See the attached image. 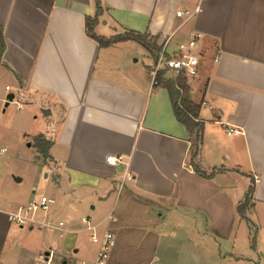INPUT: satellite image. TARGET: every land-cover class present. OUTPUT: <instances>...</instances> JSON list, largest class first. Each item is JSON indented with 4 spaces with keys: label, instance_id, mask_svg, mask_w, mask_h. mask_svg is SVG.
Returning a JSON list of instances; mask_svg holds the SVG:
<instances>
[{
    "label": "crops",
    "instance_id": "1",
    "mask_svg": "<svg viewBox=\"0 0 264 264\" xmlns=\"http://www.w3.org/2000/svg\"><path fill=\"white\" fill-rule=\"evenodd\" d=\"M96 2L0 0V140L52 141L40 167L51 216L64 222L19 225L12 214L36 190L14 199L0 184V264H36L42 253L52 264H95L92 234L108 230V264H264V0H99L101 36L149 32L174 50L204 34L188 83L205 121L198 163L216 169L211 177L191 165L187 128L168 89L154 85L157 54L135 40L101 46L87 33ZM111 154L124 164L109 163ZM251 186L254 230L238 211Z\"/></svg>",
    "mask_w": 264,
    "mask_h": 264
},
{
    "label": "built area",
    "instance_id": "2",
    "mask_svg": "<svg viewBox=\"0 0 264 264\" xmlns=\"http://www.w3.org/2000/svg\"><path fill=\"white\" fill-rule=\"evenodd\" d=\"M197 10L198 7L193 11L181 9L177 12V15H185L190 18L195 15ZM203 36L204 34L201 31L195 30L192 32L190 38L178 43L174 50H170L168 40L165 41L161 46L152 73L156 75L158 71L164 70L167 73L173 72L175 77L180 74L187 78L196 77L199 74L201 63V53L198 50V44ZM217 60L218 57H216ZM7 89L10 90L9 85ZM237 131L239 130L235 126H230L227 129L228 134ZM107 161L114 166L124 164L122 156L113 154L107 156ZM259 180V177L255 176V181L258 182ZM54 202L55 200L46 194L33 197L27 204L20 205L12 214V218L21 226L34 225L40 230L48 228L61 229L64 222H55L51 216L50 208ZM37 215H41V218H38ZM84 221L88 224L91 222L88 218L84 219ZM92 240L99 244L95 264H108L110 252L116 243L114 232L108 230L103 235H98L94 232L92 234ZM36 264H52L51 254L42 253L37 258Z\"/></svg>",
    "mask_w": 264,
    "mask_h": 264
},
{
    "label": "trees",
    "instance_id": "3",
    "mask_svg": "<svg viewBox=\"0 0 264 264\" xmlns=\"http://www.w3.org/2000/svg\"><path fill=\"white\" fill-rule=\"evenodd\" d=\"M96 13L93 17L88 16L86 19V30L87 33L96 39L101 46H108L112 43L124 40H135L145 48L157 56L161 50V46L157 43V36L151 35L149 32H137L133 30H126L122 33L116 34L114 36L106 37L98 35L95 32V26L98 23L99 16L102 14V7L97 0L96 2ZM6 48V42L3 35V27L0 25V64L3 62V53ZM168 73L164 70H160L155 75L154 85H163L166 87L170 93L173 109L177 120L182 123L189 133L192 140V156L191 165L195 170L204 176L211 177L214 171L210 174L206 173L201 169L198 159L201 153V145L203 140V131L205 128V121L200 117V111L202 107L201 102H195L190 98V85L188 83V78L184 75H178L176 77H170ZM52 145V141L48 139L44 134H39L34 138V146L37 148L38 152L43 156L45 160L49 158V149ZM253 192V187L251 186L248 190L247 197L245 201L238 205V211L242 218L246 219L250 224L251 228L254 230V225L252 221L247 216V207L250 201V195ZM255 232L253 235L252 246H255Z\"/></svg>",
    "mask_w": 264,
    "mask_h": 264
},
{
    "label": "rangeland",
    "instance_id": "4",
    "mask_svg": "<svg viewBox=\"0 0 264 264\" xmlns=\"http://www.w3.org/2000/svg\"><path fill=\"white\" fill-rule=\"evenodd\" d=\"M29 142L24 143L18 137L13 138V142L0 140V146L7 144L6 151L0 154V184L14 199L26 195L23 193H31L32 187L36 196L49 193L51 179L46 177L49 170L40 167V154L34 145L27 146ZM17 178L21 180L17 181ZM52 207L53 204L50 210Z\"/></svg>",
    "mask_w": 264,
    "mask_h": 264
},
{
    "label": "water",
    "instance_id": "5",
    "mask_svg": "<svg viewBox=\"0 0 264 264\" xmlns=\"http://www.w3.org/2000/svg\"><path fill=\"white\" fill-rule=\"evenodd\" d=\"M14 98V93H10L8 96H7V103H9L11 100H13ZM18 180H20V178H17Z\"/></svg>",
    "mask_w": 264,
    "mask_h": 264
}]
</instances>
